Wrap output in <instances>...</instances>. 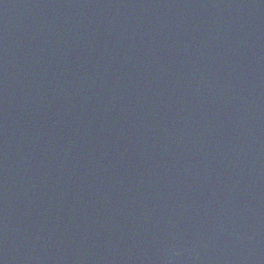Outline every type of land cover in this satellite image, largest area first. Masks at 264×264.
<instances>
[{"label": "water", "instance_id": "water-1", "mask_svg": "<svg viewBox=\"0 0 264 264\" xmlns=\"http://www.w3.org/2000/svg\"><path fill=\"white\" fill-rule=\"evenodd\" d=\"M0 264H264V0H0Z\"/></svg>", "mask_w": 264, "mask_h": 264}]
</instances>
